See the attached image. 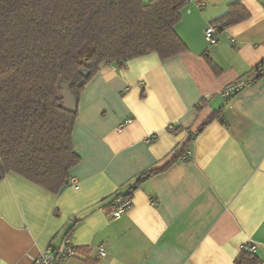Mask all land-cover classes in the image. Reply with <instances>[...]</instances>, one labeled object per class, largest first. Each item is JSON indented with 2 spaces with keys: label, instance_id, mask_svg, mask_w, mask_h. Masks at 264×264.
<instances>
[{
  "label": "crops",
  "instance_id": "0c3cea01",
  "mask_svg": "<svg viewBox=\"0 0 264 264\" xmlns=\"http://www.w3.org/2000/svg\"><path fill=\"white\" fill-rule=\"evenodd\" d=\"M233 2L250 18L225 30L213 25ZM212 25L214 47L205 36ZM175 30L188 52L109 64L87 84L71 185L53 194L12 172L0 180V264H32L72 226L78 254L64 264H235L248 244L264 260V76L231 101L222 96L264 61V0H190ZM219 109L189 144L190 160L141 182L133 207L112 219L114 196L165 167ZM100 244L105 257L97 256Z\"/></svg>",
  "mask_w": 264,
  "mask_h": 264
},
{
  "label": "trees",
  "instance_id": "16d2710c",
  "mask_svg": "<svg viewBox=\"0 0 264 264\" xmlns=\"http://www.w3.org/2000/svg\"><path fill=\"white\" fill-rule=\"evenodd\" d=\"M189 2L0 0L3 174L15 173L53 194L71 185L70 172L81 162L74 149L73 132L85 87L106 65L115 64L123 69L127 61L151 53L165 61L188 52L175 27ZM249 18L250 13L233 2L212 24L225 30ZM203 56L212 70L219 73L209 55ZM63 86L76 99L74 113L63 107ZM221 111L216 110L187 143L178 146L165 167L142 173L130 185L136 182L138 187L151 175L183 158L195 135L219 118ZM136 188L127 197L132 198ZM235 264H264V260L241 249Z\"/></svg>",
  "mask_w": 264,
  "mask_h": 264
},
{
  "label": "built area",
  "instance_id": "2783aa9c",
  "mask_svg": "<svg viewBox=\"0 0 264 264\" xmlns=\"http://www.w3.org/2000/svg\"><path fill=\"white\" fill-rule=\"evenodd\" d=\"M217 27L210 26L205 31V36L210 43V46L214 47L217 44ZM264 76V61L259 63L253 70L252 76H243L230 83L222 91V96L225 99L235 97L239 92L243 91L247 87L254 84L258 78ZM130 122V120L126 121ZM192 152L188 151L183 157V161L188 162ZM4 177L2 171V160L0 157V180ZM153 203L156 200L152 199ZM110 209V216L112 219H120L126 212H128L133 207V198L127 197L118 193L114 196ZM245 251L251 253H257L259 248L257 245L248 244L242 247ZM78 254V249L72 242V231H68L64 234L60 244L56 248H49L47 250L41 251L32 261V264H64L68 259L76 258ZM108 251L105 244H100L97 247V256L105 257Z\"/></svg>",
  "mask_w": 264,
  "mask_h": 264
},
{
  "label": "water",
  "instance_id": "95a60500",
  "mask_svg": "<svg viewBox=\"0 0 264 264\" xmlns=\"http://www.w3.org/2000/svg\"><path fill=\"white\" fill-rule=\"evenodd\" d=\"M61 94L63 96V107L68 112H76L77 109V102L75 97L72 95L71 91L68 89L67 86H63V89L61 91ZM137 187V183H133L130 185L127 189H125L122 192V195L127 196L131 193L132 190H134Z\"/></svg>",
  "mask_w": 264,
  "mask_h": 264
}]
</instances>
